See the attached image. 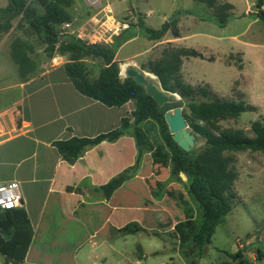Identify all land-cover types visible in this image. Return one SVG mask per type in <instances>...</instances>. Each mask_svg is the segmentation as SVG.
<instances>
[{"label":"crops","instance_id":"1","mask_svg":"<svg viewBox=\"0 0 264 264\" xmlns=\"http://www.w3.org/2000/svg\"><path fill=\"white\" fill-rule=\"evenodd\" d=\"M167 2L163 0L161 4ZM171 2L170 18L178 11L192 13L182 15L180 22L195 15L189 0ZM248 2L251 7L257 0ZM7 6L8 0L0 8ZM249 7L242 15L260 19L258 11L248 13ZM152 14L149 10L142 15L149 18ZM184 38L182 35L175 43L187 48ZM188 49L204 54L206 47ZM238 53L242 55L239 70L250 64L257 76L264 79V50L251 44L246 51ZM65 63L63 57H55L48 69L27 82H21L18 75L9 88L17 87L20 95L5 96L6 103L0 108V184L11 181L20 184L23 208L34 230L22 264H128V253L134 258L138 245L146 254L139 240L144 236L149 238L145 233L171 220V229L179 223L169 201L173 196L168 184L163 186L167 180H160L154 172L156 165L162 166L154 163V154L163 143L160 141L154 145V151L145 152L135 174L106 197L101 187L136 165L138 148L132 129L114 142L89 147L73 164L64 160L53 143L95 138L111 132L121 126L124 118L133 120L135 103L107 107L81 95L68 78ZM242 93L260 111L258 117H264L262 107L253 103L251 95L243 89ZM139 127L148 137L157 128L152 121H145ZM160 183L161 188L156 189ZM157 191L160 197L154 196ZM132 223L143 230L128 234L126 227Z\"/></svg>","mask_w":264,"mask_h":264},{"label":"trees","instance_id":"2","mask_svg":"<svg viewBox=\"0 0 264 264\" xmlns=\"http://www.w3.org/2000/svg\"><path fill=\"white\" fill-rule=\"evenodd\" d=\"M39 8L27 0H8L6 8H0V21L15 9L16 14L4 22H0V33H8L11 21L21 16V21L38 37L43 38L45 51L52 58L56 53L69 54L64 65L65 72L74 88L83 96L96 100L107 107H121L133 101L135 110L131 118H124L119 128L95 138H72L58 140L54 147L65 161L73 164L92 146L102 142H114L132 129V136L138 148L136 165L112 178L101 187L109 197L126 180L135 174L141 157L145 152L154 151V146L147 134L139 127L145 121H152L158 127L163 146L154 154V163L169 166L173 176L181 180L180 173L188 179L187 191L198 205L202 221L191 238V245L203 250L212 243L216 228L222 224L233 210L237 194L234 187L238 179L235 167V154L243 151L264 153V118L251 124V136L243 130L224 128L221 122L237 119L245 112H256L258 109L245 100L233 101L213 97L211 92L201 87L195 88L187 84L181 77L182 59L186 57L205 59L203 53L195 49H171L160 59L150 60L144 66L159 81L162 90L176 94L186 100L189 112L182 109L187 126L192 133L205 141V147L196 155L184 151L173 139V134L165 120V114L178 107L182 102L170 106L159 104L148 95L145 87L126 77L121 80L120 62L116 59L117 48L133 37L127 32L117 36L112 45L92 44L81 39L75 42L60 40V27L71 23V8L75 0H35ZM213 11V21L219 27H225L232 16L234 6L229 3L219 4L218 0H195ZM264 0H257L258 17L264 22ZM41 9V10H40ZM191 15V12L178 11L165 21L158 29L145 25L139 18L137 27L143 36L152 42L161 41L168 33L174 38L181 37L180 17ZM140 17V16H139ZM36 45L30 38L15 37L10 43V56L17 66L19 79L27 82L37 74V63L32 55ZM92 57L103 61L97 79H91L84 64V59ZM211 61V60H210ZM151 81V80H150ZM206 100H198V97ZM161 187V184H158ZM160 197V191L154 192ZM137 223L126 227L128 234L142 231ZM34 230L24 210L0 211V255L11 264H22L32 243ZM259 257L264 254L259 252ZM230 261L224 264H254L244 259L241 252L227 254Z\"/></svg>","mask_w":264,"mask_h":264},{"label":"rangeland","instance_id":"3","mask_svg":"<svg viewBox=\"0 0 264 264\" xmlns=\"http://www.w3.org/2000/svg\"><path fill=\"white\" fill-rule=\"evenodd\" d=\"M27 1L39 8L35 0ZM161 1L163 0L138 3L136 0H102V6L95 7L89 0H75L71 8L72 26L68 33L88 43L112 45L117 36L127 32L133 37L132 40L130 39L116 51V59L120 62L121 80L127 77L126 73L129 69L144 74L147 79V75L151 74L144 68L148 61L162 58L166 51L173 48H184L175 43L177 38L171 33L159 42H152L146 39L137 27L139 18L146 26L154 29H158L170 18L171 0L170 2L165 0L168 1L165 5H162ZM229 1L235 9L228 24L219 27L213 21L211 9L195 0H189V7L195 11V15L187 16L179 22L181 37L182 35L185 37L183 44L187 49L206 47L205 59L183 58L180 74L187 84L210 91V99L215 96L220 99L246 101V96L242 93L243 89L251 95V101L259 104L264 110V79L257 76L256 70L250 64L246 63L243 71H240L242 55L238 53L246 51L251 44L264 50V22L253 15H242L249 7V0ZM6 3L7 0H0V7ZM218 3L225 4L224 0ZM109 10L111 13H108ZM149 10H152L153 14L148 18L144 15ZM249 12L256 13L257 8L250 11L249 7ZM108 15L114 20L107 19ZM105 22L117 34L108 32L105 35H98L96 31ZM114 22H127L128 28L118 31L114 28ZM15 37L30 38L34 41L36 51L32 57L37 63V73L48 69L50 64L54 63L55 57H63V61L66 62L69 59L67 53H56L50 58L45 51L43 38L33 35L30 28L21 21V16L13 19L10 31L0 33V108L6 103L5 96L20 95L17 87L9 88L18 76L17 66L10 56V43ZM83 61L89 77L93 80L97 79L104 65L103 61L92 57H87ZM147 82L162 90L157 78L152 82L147 79ZM162 91L168 97L167 104L172 106L182 102V109L189 112L186 100H182L176 94ZM198 100H206V98L199 95ZM168 112L173 114L174 109ZM258 113H260L258 110L245 112L237 119L221 122V125L224 128L243 130L246 135L251 136V124L264 118L260 115L258 117ZM187 131L194 138V145L189 152L196 155L205 147V141L192 133L188 126ZM148 138L153 146L161 141L158 127L151 131ZM235 158V167L238 171V179L234 187L237 194L236 204L226 220L216 228L212 243L201 251L191 245V238L198 230L202 216L198 205L188 194V179L179 180L172 175L170 167L156 165L154 172L159 175L160 180H167L163 186L168 184V190L173 196L169 201L173 205L174 217L179 223L171 229V220L161 224L153 232L145 233L149 238L144 236L139 240L146 254L138 245L134 258L128 253V264H224L230 261L227 254L237 252H241L248 262L264 264V258L259 257V252L264 254V153L243 151L235 154ZM160 188L157 186L156 189ZM138 259L141 260L137 261ZM0 264L11 263L0 255Z\"/></svg>","mask_w":264,"mask_h":264},{"label":"water","instance_id":"4","mask_svg":"<svg viewBox=\"0 0 264 264\" xmlns=\"http://www.w3.org/2000/svg\"><path fill=\"white\" fill-rule=\"evenodd\" d=\"M256 5L250 7V11L255 10ZM252 12H249L251 14ZM16 14V9L7 17L3 18L0 22H4L7 19L13 17ZM61 41L67 42H75L76 39L73 35L60 36ZM127 77L133 78L135 82L139 85L145 87V90L148 95L152 96L153 99L159 104V106H163L168 102V97L164 94L162 90H158L157 87L148 83L146 76L144 74L139 73L134 69L127 70ZM165 120L169 126L170 132L173 134L174 141L186 152H189L194 145V138L187 131L186 120L182 114V108L178 107L174 109V113L167 112L165 114ZM180 176L183 180H186V176L184 173H180Z\"/></svg>","mask_w":264,"mask_h":264},{"label":"built area","instance_id":"5","mask_svg":"<svg viewBox=\"0 0 264 264\" xmlns=\"http://www.w3.org/2000/svg\"><path fill=\"white\" fill-rule=\"evenodd\" d=\"M90 4L95 7H101L102 6V0H89ZM107 8V7H106ZM108 13H111V10L108 11ZM110 19L113 17L109 16L107 19ZM114 28L118 29H127L128 23L123 22H114ZM71 23H64L62 25V32L60 33L61 36H67L70 35L68 31L71 29ZM118 27V28H117ZM122 27V28H120ZM113 28H110L109 24L107 22L103 23L99 30L96 31L98 35L106 34L108 32H113L114 34L117 32L112 30ZM98 44V43H95ZM24 206V197L21 191L20 184L17 181H11L6 183L0 184V211H6V210H15V209H21Z\"/></svg>","mask_w":264,"mask_h":264},{"label":"bare ground","instance_id":"6","mask_svg":"<svg viewBox=\"0 0 264 264\" xmlns=\"http://www.w3.org/2000/svg\"><path fill=\"white\" fill-rule=\"evenodd\" d=\"M147 79L151 80V82H152L154 79H156V77L151 75V74H148Z\"/></svg>","mask_w":264,"mask_h":264}]
</instances>
